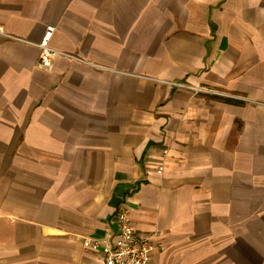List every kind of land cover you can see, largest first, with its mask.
Instances as JSON below:
<instances>
[{
  "label": "crops",
  "instance_id": "1",
  "mask_svg": "<svg viewBox=\"0 0 264 264\" xmlns=\"http://www.w3.org/2000/svg\"><path fill=\"white\" fill-rule=\"evenodd\" d=\"M0 23L24 40L0 35V264H105L83 243L117 242L123 204L153 264H264V0H0ZM51 24L86 63L40 65Z\"/></svg>",
  "mask_w": 264,
  "mask_h": 264
},
{
  "label": "built area",
  "instance_id": "2",
  "mask_svg": "<svg viewBox=\"0 0 264 264\" xmlns=\"http://www.w3.org/2000/svg\"><path fill=\"white\" fill-rule=\"evenodd\" d=\"M56 31L55 25H48L44 37L40 43L29 44L35 45L40 49L39 62L40 65L46 68L52 67L55 59L58 56L68 57L72 60L80 63H86V61L74 54L62 52L51 46L53 35ZM0 35L8 37L10 39L24 41L18 37L10 35L5 32L4 26L0 23ZM156 81L165 84H172L178 87L192 88L194 93H217L226 94L209 89L204 86L190 87L184 83L172 82L167 80L156 79ZM232 96V95H230ZM169 150H165L162 155V160L157 167L158 174L165 173L167 168ZM118 225L121 231L120 239L113 243L110 241H102L99 239L87 238L84 240V248L92 253H101L105 258V264H153V257L155 252L162 247L157 241L154 240L155 235H142L140 234L131 218V212L127 205L123 204L118 213Z\"/></svg>",
  "mask_w": 264,
  "mask_h": 264
}]
</instances>
